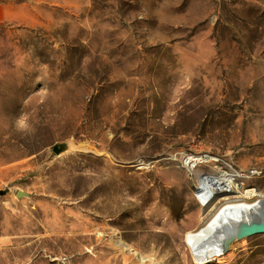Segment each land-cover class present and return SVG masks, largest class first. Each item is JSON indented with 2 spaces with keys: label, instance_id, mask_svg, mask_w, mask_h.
I'll use <instances>...</instances> for the list:
<instances>
[{
  "label": "rangeland",
  "instance_id": "rangeland-1",
  "mask_svg": "<svg viewBox=\"0 0 264 264\" xmlns=\"http://www.w3.org/2000/svg\"><path fill=\"white\" fill-rule=\"evenodd\" d=\"M218 171L264 193V0H0V264H264L188 246Z\"/></svg>",
  "mask_w": 264,
  "mask_h": 264
},
{
  "label": "bare ground",
  "instance_id": "bare-ground-1",
  "mask_svg": "<svg viewBox=\"0 0 264 264\" xmlns=\"http://www.w3.org/2000/svg\"><path fill=\"white\" fill-rule=\"evenodd\" d=\"M233 176L200 178L201 187L197 191L200 200L206 203L211 195L214 194L215 197L209 200L212 209L207 217L202 218L198 226L186 235L188 246L195 251L194 257L199 261L223 254L242 232L246 233L248 228L252 230L261 228L264 224L263 191L247 188V179H250V176L239 173ZM207 183L211 185V190L208 189ZM97 235L104 236L99 231ZM108 240L114 250L140 264H162L152 257L140 254L120 239L109 237Z\"/></svg>",
  "mask_w": 264,
  "mask_h": 264
},
{
  "label": "built area",
  "instance_id": "built-area-1",
  "mask_svg": "<svg viewBox=\"0 0 264 264\" xmlns=\"http://www.w3.org/2000/svg\"><path fill=\"white\" fill-rule=\"evenodd\" d=\"M216 164V160L214 159V157L212 155H210L209 153H206V152H201V153H198V154H184L183 157H182V165L184 167V169H186L187 171H192V170H195L196 168L200 167V166H211V165H215ZM233 175H236V174H228L227 172H221V171H218L216 172V174L214 175H206V176H226V177H229V176H233ZM234 177V176H233ZM201 187V185H200ZM207 187L209 190L212 189L211 185L207 183ZM210 187V188H209ZM215 197V195H211L210 196V200H212L213 198ZM198 198L200 199V197L198 196ZM208 202L205 204L207 205Z\"/></svg>",
  "mask_w": 264,
  "mask_h": 264
},
{
  "label": "water",
  "instance_id": "water-1",
  "mask_svg": "<svg viewBox=\"0 0 264 264\" xmlns=\"http://www.w3.org/2000/svg\"><path fill=\"white\" fill-rule=\"evenodd\" d=\"M66 150H67V146L63 145V144L55 145L53 147V151L57 155L61 154L62 152L66 151ZM1 194H4V193L2 192ZM22 196H23V193L18 194V197H22ZM254 233H264V224H262L261 228H259ZM254 233H252V234H254ZM250 235H251V233H250Z\"/></svg>",
  "mask_w": 264,
  "mask_h": 264
}]
</instances>
